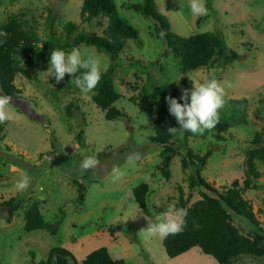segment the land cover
<instances>
[{
  "label": "rangeland",
  "instance_id": "rangeland-1",
  "mask_svg": "<svg viewBox=\"0 0 264 264\" xmlns=\"http://www.w3.org/2000/svg\"><path fill=\"white\" fill-rule=\"evenodd\" d=\"M82 1L0 0V23L15 14L40 40L47 38L48 24L57 36H64L67 21L74 22L78 30L101 34L106 18L81 21ZM140 1L114 0L118 15L138 35L127 40L112 73L120 94L114 106L126 117L107 120L92 101L93 92L81 94L69 74L60 83L46 77L50 55L38 65L22 61L24 72L15 77V84L23 97L10 101L13 119L0 123V205L11 197L20 205L10 222L5 219L7 207L0 206V264H54L56 255L46 263L53 247L68 250L76 264L99 247H106L124 264H219L197 246L170 258L163 237L145 230L169 205L175 206L181 192L188 205L201 197L197 190L188 197L190 169L184 170L181 164L186 147L198 155L212 151L200 173L221 190L233 180L243 185L245 160L255 146V136L264 146V0H203L205 14L192 12V0H154L173 32L188 36L215 31L238 54L227 66L214 63L189 71L181 69L165 41L156 36L153 20L128 7ZM79 48L85 55L98 57L102 70L112 63L93 45ZM211 73L225 89L219 122L203 134L178 136L183 141L175 143L171 176L164 178L157 170L163 145L149 140L156 113L164 104L161 94L175 92L179 99L182 90L203 82ZM70 102L73 106L67 114L65 107ZM53 137L57 141L51 149ZM133 153H139L140 159L129 166L126 158ZM84 155H97L99 163L81 175L79 163ZM114 166L124 173L115 182L111 179ZM255 166L260 175L250 176L252 186L243 196L264 229V162L257 160ZM22 172L32 182L27 190L18 192L14 184ZM142 181L149 185L146 212L138 208L132 194V188ZM80 182L86 186L82 204L77 202ZM33 201L44 219L56 224L55 234L23 229L24 212ZM231 218L243 233L257 236V229L245 218L233 213ZM64 259L66 264H75ZM229 264H264V255H242Z\"/></svg>",
  "mask_w": 264,
  "mask_h": 264
},
{
  "label": "trees",
  "instance_id": "trees-1",
  "mask_svg": "<svg viewBox=\"0 0 264 264\" xmlns=\"http://www.w3.org/2000/svg\"><path fill=\"white\" fill-rule=\"evenodd\" d=\"M128 7L143 16L153 20V31L156 36L161 37L167 49L179 60L183 71L195 70L200 67L210 66L218 63L227 66L238 58L235 50L228 48L224 40L215 31H205L188 36H182L173 32L166 16L158 12L154 0H142L130 3ZM106 18V26L101 34L78 30L76 24L67 21L63 25L64 36H57L48 24L47 38L40 40L36 33L24 26L23 21L15 14H11L0 23V30L7 33L6 37L0 38V94L18 100L23 97L22 89L15 84V77L24 72L22 61L27 64H40L55 48L70 50L72 47H81L84 44L93 45L99 51L105 53L112 63L102 70V76L92 91V101L104 112L107 120H115L125 116L124 111L114 106V102L120 98V94L114 87L112 73L116 67V60L123 50L127 40L138 37L135 28L122 19L118 13L114 0H83L80 7L81 21L90 22L93 19ZM100 22V21H98ZM72 79H74L72 77ZM159 93V89L157 90ZM160 95V93H159ZM164 104L158 109L154 121V134L149 137L152 142L163 145L161 161L157 165L164 178H170L169 165L172 156L176 153L177 144L182 139L181 134H173L168 131L170 127H178V124L169 112L165 97L176 98L175 92L162 93ZM73 104L66 105L67 114H71ZM224 128L220 126L217 131ZM2 125L0 124V130ZM79 131L77 139H80ZM188 131L182 134L188 136ZM183 138V139H184ZM56 138L51 139V149L55 148ZM254 147L247 152L245 166L247 177L241 186L237 180L218 190L213 184L206 181L201 175V168L206 159L212 153L211 150L204 154H195L186 147V153L181 160L184 170L190 169L187 176L188 197L193 190H197L201 197L188 205L187 198L180 193L179 201L175 204L177 208L187 211L184 217L183 231L163 237L162 244L166 255L175 257L188 249L197 246L200 250L214 258L219 264H229L233 259L242 255L263 256L264 255V229L261 221L252 210L251 203L244 198L243 192L252 186L250 176L258 178L260 173L256 169L255 162H264V146L259 144L258 136L253 139ZM86 186L80 182L77 184V202L83 203ZM149 185L142 181L132 188V194L138 208L147 211V196ZM3 206L7 207V222H10L14 212L20 207L17 198L11 197L5 201ZM0 205V206H2ZM245 218L258 231L257 236L243 233L231 221V214ZM25 231L44 229L51 234L56 233V224L44 219L37 202L33 201L24 212ZM113 230V229H110ZM56 255L54 264H66L65 257L70 258L75 264L73 255L66 249L53 247L46 259L49 263ZM81 264H124L123 259H114L106 247H99L88 253Z\"/></svg>",
  "mask_w": 264,
  "mask_h": 264
},
{
  "label": "clouds",
  "instance_id": "clouds-1",
  "mask_svg": "<svg viewBox=\"0 0 264 264\" xmlns=\"http://www.w3.org/2000/svg\"><path fill=\"white\" fill-rule=\"evenodd\" d=\"M190 7L194 14L206 13L203 0H192ZM6 36L7 33L0 30V38ZM0 43H3L2 39ZM45 73L46 77H53L56 83H60L65 74H69L74 78L73 83L80 93L86 95L99 83L102 67L98 57L83 54L79 47H72L70 50L55 48L50 52L49 67ZM224 95V87L216 79L215 74L211 73L203 82L182 90L179 97L182 102H177L176 98L165 97L168 112L174 116L178 124V127H170L168 131L173 134H182L184 131L203 134L205 130L213 129L219 122V110L225 104ZM11 100V96L0 94V123L13 119L9 108ZM139 159V153L130 154L126 158V164L134 165ZM98 163L97 155H84L79 163L80 174L84 175L88 170L94 169ZM123 174L119 166H114L111 170V179L113 182L118 181ZM31 182L32 178L26 172H22L14 187L18 192H24ZM186 215L185 209L169 205L158 219L149 223L145 231L149 235L160 237L178 234L183 231Z\"/></svg>",
  "mask_w": 264,
  "mask_h": 264
},
{
  "label": "water",
  "instance_id": "water-1",
  "mask_svg": "<svg viewBox=\"0 0 264 264\" xmlns=\"http://www.w3.org/2000/svg\"><path fill=\"white\" fill-rule=\"evenodd\" d=\"M5 208H6V206H5Z\"/></svg>",
  "mask_w": 264,
  "mask_h": 264
}]
</instances>
